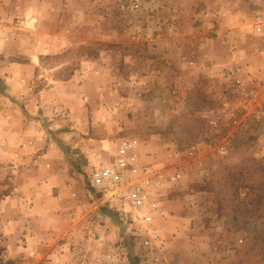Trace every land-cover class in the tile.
I'll return each mask as SVG.
<instances>
[{"label": "rangeland", "instance_id": "1", "mask_svg": "<svg viewBox=\"0 0 264 264\" xmlns=\"http://www.w3.org/2000/svg\"><path fill=\"white\" fill-rule=\"evenodd\" d=\"M0 264H264V0H0ZM151 221L87 184L120 140Z\"/></svg>", "mask_w": 264, "mask_h": 264}, {"label": "built area", "instance_id": "2", "mask_svg": "<svg viewBox=\"0 0 264 264\" xmlns=\"http://www.w3.org/2000/svg\"><path fill=\"white\" fill-rule=\"evenodd\" d=\"M149 169L139 163L134 145L122 139L115 151L90 167L87 184L110 208L120 212L128 208L133 216L149 222L151 212L144 213L145 207L158 208L157 201H149V191L157 183L148 175Z\"/></svg>", "mask_w": 264, "mask_h": 264}, {"label": "crops", "instance_id": "3", "mask_svg": "<svg viewBox=\"0 0 264 264\" xmlns=\"http://www.w3.org/2000/svg\"><path fill=\"white\" fill-rule=\"evenodd\" d=\"M3 46V43L0 44V47Z\"/></svg>", "mask_w": 264, "mask_h": 264}]
</instances>
